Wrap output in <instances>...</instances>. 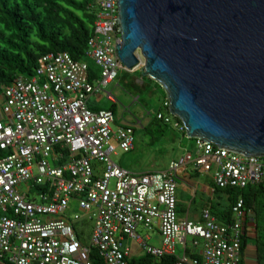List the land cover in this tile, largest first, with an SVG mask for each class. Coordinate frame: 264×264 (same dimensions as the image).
I'll return each mask as SVG.
<instances>
[{
    "label": "built area",
    "instance_id": "2783aa9c",
    "mask_svg": "<svg viewBox=\"0 0 264 264\" xmlns=\"http://www.w3.org/2000/svg\"><path fill=\"white\" fill-rule=\"evenodd\" d=\"M118 1L96 0L99 12L88 55L101 67L99 78L93 80L88 64L69 52H51L40 58L34 76L17 79L1 98L0 148L11 152L0 159V260L93 264L90 248L75 229L81 215H68L76 198L81 209L93 213L90 247L100 251L106 264H129L128 238L154 257L177 256V264H242L243 225L249 213L244 199L234 204L231 223L221 222L209 208L200 222L181 220L176 173L192 164L211 172L222 188L264 184V157L196 139L194 151L172 160L164 170L129 171L113 155L118 148L125 152L135 148V129L118 124L111 109L95 111L88 106L89 96L105 91L126 68L117 51L122 43ZM157 116L173 123L170 114ZM174 126L186 132L182 120ZM35 184L49 188L37 193ZM157 226L161 247L150 244L140 231ZM188 246L202 259L189 255Z\"/></svg>",
    "mask_w": 264,
    "mask_h": 264
},
{
    "label": "water",
    "instance_id": "95a60500",
    "mask_svg": "<svg viewBox=\"0 0 264 264\" xmlns=\"http://www.w3.org/2000/svg\"><path fill=\"white\" fill-rule=\"evenodd\" d=\"M118 7L120 61L129 70L143 64L187 135L264 157V0H119Z\"/></svg>",
    "mask_w": 264,
    "mask_h": 264
},
{
    "label": "trees",
    "instance_id": "16d2710c",
    "mask_svg": "<svg viewBox=\"0 0 264 264\" xmlns=\"http://www.w3.org/2000/svg\"><path fill=\"white\" fill-rule=\"evenodd\" d=\"M97 16L98 6L95 0H0V97L17 79L34 76L40 58L51 52H69L75 60L88 64L93 80L99 78L101 67L88 55V44L95 35ZM86 58L92 59L100 67V74L95 72ZM119 75L120 72L118 77ZM156 84L161 95L158 113L170 114L181 121L170 113L166 92L159 83ZM157 115L149 126H155L156 130L164 133L170 124ZM183 135L187 137L185 131ZM64 151L66 155L68 150ZM10 152L0 148V159ZM64 159L63 161L67 160ZM215 185L217 191L230 198V210L223 214L228 223L232 222L233 206L239 199H244L249 211L243 225L242 264L244 250L252 243L256 248L258 263L264 264V184L226 188L216 183ZM48 188L46 185L35 184L34 192H45ZM75 229L80 239L84 230L76 224ZM89 248L93 264H106L97 248ZM194 255L202 259L200 254H191L192 257ZM177 260L175 255H164L155 264H177Z\"/></svg>",
    "mask_w": 264,
    "mask_h": 264
},
{
    "label": "rangeland",
    "instance_id": "374dc122",
    "mask_svg": "<svg viewBox=\"0 0 264 264\" xmlns=\"http://www.w3.org/2000/svg\"><path fill=\"white\" fill-rule=\"evenodd\" d=\"M86 61L100 74V67L92 59L86 58ZM142 67L143 64L133 71L121 69L115 82L104 89L118 100L116 107L118 122L130 124L135 129V148L129 152L118 148L113 159L125 169L138 173L161 171L166 166L168 168L173 159L179 158L196 145L195 138L189 139L188 135L185 137L184 132L174 126L178 121L176 118H173V123L164 133L156 130L155 126H149L161 107V95L156 82L148 76H143ZM99 166L103 168L104 164L99 163ZM76 212L82 217L77 226L84 230L80 235V241L85 247H89L95 222L93 213L81 209L78 200L73 198L68 215L74 216ZM142 229L140 231H144Z\"/></svg>",
    "mask_w": 264,
    "mask_h": 264
},
{
    "label": "crops",
    "instance_id": "0c3cea01",
    "mask_svg": "<svg viewBox=\"0 0 264 264\" xmlns=\"http://www.w3.org/2000/svg\"><path fill=\"white\" fill-rule=\"evenodd\" d=\"M2 98V96L0 97ZM2 99H0L1 105ZM118 104L117 98L115 100L110 99L105 91H97L88 98V106L97 111L100 109H111L115 112ZM113 108V109H112ZM2 111L0 108V117H2ZM116 120L118 124L117 116ZM195 146L188 151H194ZM187 153V152H185ZM184 153V154H185ZM182 154V155H184ZM181 155V156H182ZM174 160V159H173ZM95 165L99 167V163L95 162ZM124 168V167H123ZM163 168L162 170L166 169ZM151 172V171H147ZM144 173V172H141ZM176 180L178 183L177 187V198H178V215L181 220L189 219L191 221L200 222L203 220V210L209 208L213 215L217 217L221 222L228 223L224 218L223 214L230 210L231 202L228 195L221 193L216 190L215 181L211 172L201 171L196 169L192 164L180 169L176 173ZM189 197H192L191 199ZM79 221H76V224ZM94 228V227H93ZM144 231H141L150 244L161 247L163 244L162 235L159 227L153 229H147L142 227ZM126 243L131 246L132 254L129 258V264H155L158 257H148L145 253L142 245L132 239H126ZM185 252L184 247H179V253ZM189 255L195 254L196 251L192 246H188L186 251ZM244 264H259L256 248L254 244H249L244 250L243 256ZM0 264H7L0 260Z\"/></svg>",
    "mask_w": 264,
    "mask_h": 264
},
{
    "label": "clouds",
    "instance_id": "9594fccd",
    "mask_svg": "<svg viewBox=\"0 0 264 264\" xmlns=\"http://www.w3.org/2000/svg\"><path fill=\"white\" fill-rule=\"evenodd\" d=\"M138 67H140V66H138ZM133 71V70H132Z\"/></svg>",
    "mask_w": 264,
    "mask_h": 264
}]
</instances>
